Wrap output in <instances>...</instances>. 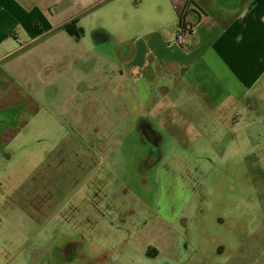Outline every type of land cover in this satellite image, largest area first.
I'll list each match as a JSON object with an SVG mask.
<instances>
[{
	"label": "rangeland",
	"instance_id": "obj_1",
	"mask_svg": "<svg viewBox=\"0 0 264 264\" xmlns=\"http://www.w3.org/2000/svg\"><path fill=\"white\" fill-rule=\"evenodd\" d=\"M117 1L104 2L85 17ZM7 2L0 0V15ZM162 2V10L157 5L145 7L143 0H130L128 6L149 19L166 20L172 13L177 16L168 0ZM37 3L35 8L45 17L43 30L74 13V3L69 0ZM81 21L66 25L80 31L76 28ZM66 25L35 43L28 42L32 35L0 33V40L9 45L5 48L14 51L17 43L28 42L4 62L20 81L16 92L26 97H51L47 109L36 107L29 123L28 136L35 142L24 147L20 137L11 153L9 172L0 177V264H36L40 257L36 237L49 227L68 233L82 228L117 255L113 264H264V184L255 203L252 184L247 182L248 163L240 151L245 144L264 145L260 126L264 90L254 92L257 103L249 93L242 94V101L248 97L249 105L241 102L231 109L238 120L229 125V115H225V125L235 135L216 144L223 129L209 104L200 106L192 99L194 89L181 83L177 91L184 88L185 95H168L167 77L159 66H155L153 77L147 68L137 67L145 79L139 84V93L145 96L140 108L129 93L117 91L120 61L112 63L96 53L88 54L86 46L83 48L86 42L80 46L76 40L79 34H71ZM145 52V47L138 48L134 67L146 61ZM47 66L53 75L43 74ZM78 70L81 75L76 74ZM28 72H33V77L21 75ZM156 83H164L161 92L172 98L165 116L155 113L166 102L157 99ZM22 105L11 107L8 115L13 116L18 111L15 107ZM139 112L140 122L148 119L150 127L157 130L155 150H148L143 143L140 149L131 145L145 141L144 130L139 136L129 129L131 141L125 144L122 131L116 132L118 122L121 126L130 121L128 113ZM167 122L170 131L163 127ZM19 132L23 136L24 131ZM125 149L130 151L128 160ZM151 151L155 156L143 159ZM3 169L0 165V171ZM123 221L128 225H120ZM102 222L106 227L98 228ZM249 222L254 239L247 248ZM248 250L251 258L239 257Z\"/></svg>",
	"mask_w": 264,
	"mask_h": 264
},
{
	"label": "crops",
	"instance_id": "obj_2",
	"mask_svg": "<svg viewBox=\"0 0 264 264\" xmlns=\"http://www.w3.org/2000/svg\"><path fill=\"white\" fill-rule=\"evenodd\" d=\"M87 1L90 2L85 5ZM107 1L109 0H69V3H74V13L43 30L45 17L41 18L35 8L39 6L37 0H32L29 4L26 0H8L0 15V33L9 35L15 31L17 35H32L28 42L35 43L39 37L56 32L67 23L82 18L76 28L82 32L78 31V44L82 46L86 42L87 45L83 44V48L86 46L88 54L96 53L112 63L113 60L121 63L119 70L122 72L117 91L129 93V97L143 108L142 101L145 96L140 95L139 84L145 79H142L137 67L147 68L149 77H153L155 66H159L167 77L168 95H185L184 88L177 91L182 83L195 90L190 95L200 106H211L213 117L223 129V136L216 144L233 137L235 133L232 128L225 125V115H229V125L233 124L238 116L231 109H236L241 102L245 107L249 105L248 97L242 101V94L249 93L251 99L257 103L254 92L264 90V0H168L170 8H173L177 16L172 13L166 20L161 17L157 20L149 19L144 13L130 9V0H118L115 5L101 9L88 19L85 17L91 10ZM143 2L145 7L157 5L160 10L163 9L162 0ZM188 5L189 19L194 28L192 36L183 47L176 44L175 37L179 16ZM28 42L17 43L14 45L15 50H21ZM6 46L9 45L0 40V155L3 154L0 165L4 166L0 177L9 172V161L13 160L11 153L19 138H23L24 147L35 142L28 136L29 123L36 107L47 109V99H51L49 96L46 99L38 96L26 97L16 92V83L20 81L14 72L4 67V62L16 51L10 47L5 48ZM139 47L146 48V61L134 67L132 61ZM148 56H152V62L147 60ZM150 66L154 69L149 68ZM54 73L47 66L43 74L49 76ZM76 74L81 75L82 70L76 71ZM21 75L30 78L34 73ZM160 84L155 85L157 99L166 102L161 111L155 113L165 116L173 102L172 98L161 92ZM20 103L23 104L22 107H15L14 110L18 111L10 117V108ZM201 123L204 128L207 127L205 118ZM14 126L15 132L12 130ZM260 126L264 133V117ZM19 131H24L25 134L22 136ZM39 140L43 141V138ZM261 144L256 148L245 144L240 149L246 157L248 169L253 174L247 182L252 184L251 194H255V203L261 196L264 184V145ZM243 205L249 209L248 204ZM248 216L253 215L248 213ZM250 225L249 222V228ZM72 232L87 233L79 227ZM57 233L66 232L61 229L56 232L49 227L36 237V242L39 243L37 251L45 248ZM253 239L254 232L250 228L247 248ZM239 257L249 259L252 253L249 251Z\"/></svg>",
	"mask_w": 264,
	"mask_h": 264
},
{
	"label": "flooded vegetation",
	"instance_id": "obj_3",
	"mask_svg": "<svg viewBox=\"0 0 264 264\" xmlns=\"http://www.w3.org/2000/svg\"><path fill=\"white\" fill-rule=\"evenodd\" d=\"M130 114V121H128L127 125L120 126L121 122L117 123L116 132L122 131L124 137L121 142L125 144L126 141L130 142V138H127L128 130H134L136 134L140 136V131L145 132V141H139L136 143H131L132 146H138L139 149L142 146V143L145 144V147H148V150L156 149V135L155 128L150 127V123L148 119L141 120V114L138 113ZM127 118V115L125 119ZM171 123H166L164 129L166 131H170ZM153 126V125H152ZM155 126V125H154ZM153 126V127H154ZM121 127V130H117ZM160 127V126H159ZM172 141H167L169 144ZM130 152L128 149L124 151V157L128 160V154ZM150 155H144L143 159L146 157H154L153 151L150 152ZM249 179L253 177L250 169ZM260 173V172H259ZM120 225L124 226L128 225L127 222H119ZM99 227H106L104 222L98 225ZM81 232H66V233H58L52 240L47 244V246L41 251H38V255H40L39 259H36V264H113V261L117 255L110 253L107 250V247L101 243V239L97 237H93L90 234H80ZM249 234V233H248ZM249 235L245 237V243L247 242ZM244 243V244H245ZM221 254H224V250H222Z\"/></svg>",
	"mask_w": 264,
	"mask_h": 264
},
{
	"label": "built area",
	"instance_id": "obj_4",
	"mask_svg": "<svg viewBox=\"0 0 264 264\" xmlns=\"http://www.w3.org/2000/svg\"><path fill=\"white\" fill-rule=\"evenodd\" d=\"M179 17L175 42L178 46H183L185 41H187L192 35V23L189 19L187 7H185Z\"/></svg>",
	"mask_w": 264,
	"mask_h": 264
},
{
	"label": "trees",
	"instance_id": "obj_5",
	"mask_svg": "<svg viewBox=\"0 0 264 264\" xmlns=\"http://www.w3.org/2000/svg\"><path fill=\"white\" fill-rule=\"evenodd\" d=\"M188 15H189V5H188ZM193 28H194V25L192 24V34H193ZM66 29L71 33V34H74V33H78V31H72V28H71V26H69V25H66ZM78 34H80V33H78ZM192 36V35H191ZM195 91V90H194ZM193 91V92H194ZM197 91H200L199 89H197Z\"/></svg>",
	"mask_w": 264,
	"mask_h": 264
}]
</instances>
